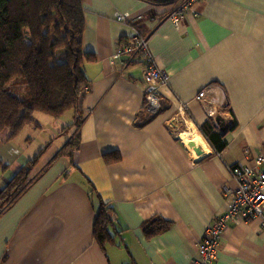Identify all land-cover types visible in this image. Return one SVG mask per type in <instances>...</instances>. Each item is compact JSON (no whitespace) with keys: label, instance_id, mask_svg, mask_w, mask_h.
Wrapping results in <instances>:
<instances>
[{"label":"crops","instance_id":"crops-1","mask_svg":"<svg viewBox=\"0 0 264 264\" xmlns=\"http://www.w3.org/2000/svg\"><path fill=\"white\" fill-rule=\"evenodd\" d=\"M162 1L79 0L90 87L78 109L64 113L75 135L61 136L68 125L57 118L61 131L34 149L43 154L32 184L0 213V264H191L206 228L227 211L231 168L264 155V0H197L177 24ZM114 13L140 18L122 25ZM135 30L169 74L151 117L143 110L142 57L113 58ZM206 122L223 148L201 133ZM40 131L35 123L15 138L0 133V190L33 158L20 141L31 144ZM184 132L198 140L185 145ZM192 141L201 155L189 149ZM100 201L113 217L104 247L93 235ZM154 216L171 227L147 238L142 225ZM219 241L216 264H264L261 219L229 221Z\"/></svg>","mask_w":264,"mask_h":264},{"label":"trees","instance_id":"trees-1","mask_svg":"<svg viewBox=\"0 0 264 264\" xmlns=\"http://www.w3.org/2000/svg\"><path fill=\"white\" fill-rule=\"evenodd\" d=\"M83 23L79 0H0V133L9 130L14 138L35 123L32 112L59 118L78 109L90 87L84 72L90 56L80 41ZM200 131L216 149L224 147L209 122ZM74 144L71 140L63 152L71 154ZM42 154L40 149L0 190V213L30 187V171ZM90 191L95 193L92 186ZM112 219L111 208L100 201L93 235L102 247L112 242ZM170 227L171 222L154 216L143 223L142 232L152 238Z\"/></svg>","mask_w":264,"mask_h":264},{"label":"built area","instance_id":"built-area-1","mask_svg":"<svg viewBox=\"0 0 264 264\" xmlns=\"http://www.w3.org/2000/svg\"><path fill=\"white\" fill-rule=\"evenodd\" d=\"M195 1L197 0H183L178 10L167 18L177 24L182 12ZM138 18L131 19L127 13H114L112 16L114 22L122 25L130 24ZM135 55L141 56L144 62L142 81L146 87L143 110L147 115L155 116L161 109V90L168 87L169 74L161 69L151 56L146 36H142L136 30L128 42L118 43L113 58H132ZM88 90L89 88L86 87L85 92ZM206 93L207 88L199 92L196 99L201 100ZM184 106L185 104H180L178 110H182ZM231 173L235 187L226 189L224 192L228 202L227 211L206 228L202 241L197 245V252L191 264H216L221 234L226 229L227 223L235 218L245 222L261 219V229L264 231V155L256 156L251 167L233 166Z\"/></svg>","mask_w":264,"mask_h":264},{"label":"rangeland","instance_id":"rangeland-1","mask_svg":"<svg viewBox=\"0 0 264 264\" xmlns=\"http://www.w3.org/2000/svg\"><path fill=\"white\" fill-rule=\"evenodd\" d=\"M162 2H164V5L166 7H168L166 15L169 16L171 13H174L178 10L180 5L183 3V0H163ZM169 8H171V9H169ZM21 86H22V89L19 92V95L23 97V95H24L23 91L24 90H23V85H21ZM26 97H27V94H26ZM25 110H28V107H26ZM32 116L34 118V122L37 123L38 125L39 124L41 125V131L39 132V135L31 136L33 138V141L31 144H26L23 141H20V144L24 148H28L29 150H31V154H32L31 157H34L35 155H37L39 153L41 148H38L36 152L34 149H36L37 147H41V145H43L42 144L43 140H44V143H46V141L50 140L53 133H55L57 131H61L63 124L59 123L57 118H53L51 116L45 115V114L40 113V112H32ZM58 119L67 123L68 128L65 130L66 131L65 134H63L61 136L67 135L66 139L70 140L72 138V136L75 135V127L72 124L73 120L69 119L68 113L63 114ZM35 123H30V124H35ZM25 126H28V124ZM20 133H21V131L15 137H17ZM57 137L58 136H55V138H57ZM45 139H47V140H45ZM47 145H50V144H47ZM36 165H37V163H36Z\"/></svg>","mask_w":264,"mask_h":264},{"label":"bare ground","instance_id":"bare-ground-1","mask_svg":"<svg viewBox=\"0 0 264 264\" xmlns=\"http://www.w3.org/2000/svg\"><path fill=\"white\" fill-rule=\"evenodd\" d=\"M185 2V1H184ZM194 136V138L195 139H197L198 140V136L194 133V132H189V133H187V132H184V133H181L180 134V138L182 139V141L186 144L187 142H188V139L190 138V137H193ZM191 151H193V149L192 148H189Z\"/></svg>","mask_w":264,"mask_h":264},{"label":"water","instance_id":"water-1","mask_svg":"<svg viewBox=\"0 0 264 264\" xmlns=\"http://www.w3.org/2000/svg\"><path fill=\"white\" fill-rule=\"evenodd\" d=\"M216 122L218 123L219 120L216 119ZM188 147H189V148H192L193 151H194L197 155H201V150H200V148L196 145L195 142H193V141H192V142H189V143H188Z\"/></svg>","mask_w":264,"mask_h":264}]
</instances>
